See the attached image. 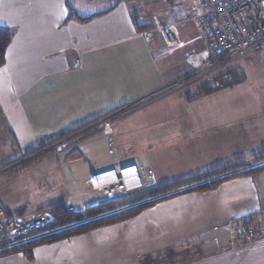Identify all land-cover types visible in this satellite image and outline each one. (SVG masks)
Wrapping results in <instances>:
<instances>
[{"label": "crops", "instance_id": "0c3cea01", "mask_svg": "<svg viewBox=\"0 0 264 264\" xmlns=\"http://www.w3.org/2000/svg\"><path fill=\"white\" fill-rule=\"evenodd\" d=\"M102 1L95 5L97 0H0V25L14 31L0 68V120L1 128L17 140L19 154L109 115L113 118L104 130L100 128V136L106 139V132L113 134L124 162L134 159L136 151L152 152L157 144L185 136L196 139L190 145L195 148L191 158L199 163L194 168L197 175L207 169V163L232 165L236 156H251L264 145V119L245 114L238 118L239 102L215 110L209 101L205 117L191 116L192 106L200 104L197 96L209 94L201 92L196 78L172 93L158 112L114 115L126 104L186 78L193 71L189 54L205 58L206 53L194 24L183 21L197 0H162L166 3L160 23L169 29L174 45L155 27L151 40L145 39L146 28L133 14L137 0H104L103 5ZM92 2L94 6L88 7ZM87 16L91 18L81 19ZM76 58L82 61L80 69L72 66ZM248 107L256 108L255 103ZM224 145L232 146L235 153H222ZM152 156L147 159L155 173L151 184H170L163 176L158 178ZM106 164L89 166L81 175L76 170L71 180L66 171L73 173L72 167L52 168L47 179L62 189L51 202L63 199L75 210L98 203L91 196L96 193L78 183L91 170L111 168ZM79 195L84 199L75 206ZM165 195L127 221L39 246L32 259L22 253L0 256V264H264V237L236 243L224 253L204 255L200 249L205 234L211 250L215 249L209 234L215 224L236 223L249 216L264 220V169L223 180L210 190L181 188ZM32 201L11 204L0 197L15 213L47 205Z\"/></svg>", "mask_w": 264, "mask_h": 264}, {"label": "rangeland", "instance_id": "374dc122", "mask_svg": "<svg viewBox=\"0 0 264 264\" xmlns=\"http://www.w3.org/2000/svg\"><path fill=\"white\" fill-rule=\"evenodd\" d=\"M97 1L98 2H96L95 5H99L100 0ZM137 1L138 4L136 5L135 17L142 25V27L146 28L144 29V31L151 30L154 27L160 29L161 31L162 27H166L161 25L160 21L163 20L162 19L163 17L162 13L164 12L163 6L169 0H166V2L161 0L162 1L161 4H160L161 2L160 0H137ZM93 3L94 2L87 4V6L93 7L94 6ZM103 3L105 4L104 0L102 1V5ZM192 6L190 7L188 13L185 15L183 21H186V18L189 12L191 11ZM194 26L198 32L196 25ZM227 69L229 71V73L227 72V75H229L227 81L230 82V84L222 86L221 88L213 92H210L205 96L204 95L197 96L196 99L200 104H195L194 106H192L193 115L191 116L199 117V118L205 117L206 111H208L210 108L204 106H206V103L209 101H210V106L213 105L216 106L215 110H218L219 106L224 103H226L224 104L225 106L227 105V103L228 105H230L229 103L232 104V102H236V103L239 102L240 104L238 105L240 106H238V108L236 109V114H238V118L243 117L244 116L243 114H245L246 117L249 118L264 119V51H253L242 57L233 58L232 60L211 70L209 73L207 72V75L205 76H200V74H195V72L192 71L191 73H189V75L186 78L183 77L182 79H179L172 83L182 81L183 79H187V78L192 80L195 77L196 83H201L204 81V79L206 80L210 78V82H212L213 85L217 86L218 85L217 81L213 80L214 75L222 70L226 71ZM190 80H188L187 82H189ZM179 90L180 89L168 92L164 94L162 97L158 98L157 100H154L151 103H147L146 105L139 107L138 109L124 115L134 116L148 110H152L151 113L158 112L159 107L163 105L164 101H168L169 99H171L172 95L177 93ZM253 103H255V107L258 105L259 106L254 109L253 107L252 108L248 107L249 104H253ZM189 111H190L189 109L183 110V112H189ZM157 117L159 118V116ZM99 121L100 120H97L96 122L91 124L88 123L89 126L65 138L68 139V141L66 143H63L59 147L60 149L59 152L56 149L50 151L48 150L52 145L58 143L56 142L44 149H41L37 153L27 157L24 155L26 153L24 152L25 150L21 151L24 153L19 154L20 149L18 147L17 140L16 139L13 140L10 137V135L7 133V130L5 128H1L3 125H2V120H0V128H1L0 129V191H1L0 197L2 199L8 200L9 202H11V204H14L15 202H22L24 199H33V201H41L42 203H47L46 206H48L49 204L52 203L51 200L54 198V196L56 195L58 196V194L61 192L62 189L60 185H57L58 183L50 182L47 179L48 173L53 170L52 168L58 167L60 171V169L71 170L72 167L73 173L66 171L67 180H71L72 175L77 176L76 170L79 171L80 172L79 175H81V172H83V170H87L89 166L97 167V164H101L104 162H107V164L112 167L114 163L112 156H110L108 152L109 150H108L107 139L100 136L101 129L104 130L105 127L100 129V127L96 126V124ZM107 133L108 132H106V134ZM195 140L196 139L181 136L179 137V139H174L169 144L164 142H162L160 145L157 144L154 148H152L153 149L152 152H149L150 149L144 148L142 151H136V157L134 159H131L132 161L131 160L125 161L123 165L125 166L140 161L142 164L144 163L143 164L144 166L148 167L149 165L147 159L149 158V154H153L152 157L154 159V163H156L157 166L156 170L158 173V178L161 175L163 176L162 178L167 179V181L165 182L173 183V182H177L176 180L183 179V177L186 178L189 176L192 177L194 176V174L196 175L197 170H194V168L199 164L197 162H194L193 159L191 158V156H193L194 154L195 148L193 145L190 144L192 141ZM222 150H225L222 153H226L227 151L231 152L230 154L235 153L232 152L233 150L232 146L228 148L227 145H224L222 146ZM117 151H118V147H117ZM41 152L43 153L41 154ZM118 154L121 158L119 151ZM216 158L219 157H215L214 159ZM245 160L247 161V163L249 162L248 167L249 165L250 167L258 165L257 163L254 164L256 160L254 159V157H251L250 155L245 157ZM207 165L208 168L210 166V163H207ZM97 169L98 171L100 170L99 168ZM242 169L243 167L241 168V170ZM236 171L237 170H235V172ZM227 173L230 174V172ZM88 175L89 172L85 177H83V181L80 180L79 183L77 182L78 185H80L81 189L87 190L88 189L87 187H89L90 189L89 183L86 182ZM37 181H39L40 183H37ZM158 184H162V183H158ZM191 185L193 184L185 185V186L182 185L181 187L172 189L168 193L170 192L173 193V191H177L178 189L186 188ZM152 186L154 185L149 184L145 189H149ZM73 191H75V189H72V192ZM78 192H82V191H78ZM91 192L97 194V195L92 194L91 196L92 198H94L96 201L99 202L100 200H106L108 198H111V197H107L105 193L103 195L94 191ZM165 194L167 193L156 195L154 196V198L163 197ZM75 199H76L75 206H79V203L81 200L84 199V196L79 195ZM0 204L4 208L9 210V212L15 213L14 210H12L13 207L11 205L10 206L6 205L8 204L7 202L6 204H2L0 202ZM46 206H43L42 208H45ZM42 208H34L33 210L25 211V213L23 214L21 213H16V214L31 216L39 212L47 211V210H41ZM68 208L71 211L75 210V208L71 205H68ZM48 212H50L53 215V219H54V214L50 210H48ZM217 225L221 228L223 224H215L211 227L210 230L213 231ZM15 239L14 240L6 239L5 243L11 244L15 242ZM5 243L2 242L0 246L5 247L4 245ZM200 249L204 255L206 254L210 255V252H215L211 250L212 248H210V237H208L206 234L203 235V237H200ZM1 250L3 249H0V252Z\"/></svg>", "mask_w": 264, "mask_h": 264}, {"label": "built area", "instance_id": "2783aa9c", "mask_svg": "<svg viewBox=\"0 0 264 264\" xmlns=\"http://www.w3.org/2000/svg\"><path fill=\"white\" fill-rule=\"evenodd\" d=\"M186 21H191L196 25L204 44L205 58L198 53H190L188 56L193 71L200 76L207 75V72L233 58L242 57L253 51H264V0H198L192 6ZM161 32L166 42L174 45L168 28L162 27ZM143 35L147 41H150L153 37V30L144 31ZM81 67V59L76 58L73 61V68ZM188 80L190 79L172 83L148 97L128 103L114 115L128 114L168 92L181 89ZM112 118V115L103 117L99 119L96 126L107 127ZM105 136L108 142V152L114 164L110 169L102 172L94 170L89 172L86 182L89 183L91 191L114 197L119 193L143 190L151 184L155 176L154 170L139 162L124 166L113 134L108 131ZM63 140L52 145L48 150L56 149L59 152V147L68 141V139ZM52 219L53 215L48 211L24 216L9 212L0 204V245L2 242L5 243L6 239L14 240L31 233ZM209 234L215 245L213 251L224 253L232 249L236 243H249L264 237V220L255 219L248 227L237 225V221L236 223L230 221L224 223L221 228L217 225ZM4 245L5 247L0 246V249L9 247L13 243Z\"/></svg>", "mask_w": 264, "mask_h": 264}, {"label": "trees", "instance_id": "16d2710c", "mask_svg": "<svg viewBox=\"0 0 264 264\" xmlns=\"http://www.w3.org/2000/svg\"><path fill=\"white\" fill-rule=\"evenodd\" d=\"M135 12L136 10L133 11L134 17ZM90 18V16L81 17L84 21ZM13 38V29L0 25V68L5 64L6 52ZM227 72L229 73L228 69L226 71L222 70L214 75L213 80L217 81V86L213 85L212 82H210V79H204L203 82L199 83L201 92L210 93L222 86L230 84V82L227 81L229 77ZM87 126H89V124H84L70 131L61 133L55 138L49 139L36 148L26 152L24 155L27 157L33 155L41 149L67 138ZM251 157H254L256 160L255 162H257L258 165L253 167H250L249 165L248 167L249 162L247 163L245 156L238 155L236 156L237 162L232 165H226L222 161H218L189 179L179 180L162 186H152L149 189H143L131 193H119L117 196L89 205L81 210H69L67 202L63 199L54 201L41 209L47 211L50 210L54 214V219L44 226L32 231L28 235L16 238L13 245L1 250L0 256L10 253H22L32 259L35 249L39 246L82 235L100 227L127 221L139 215L145 209L161 199L168 197L164 195L163 197L154 198L156 195L168 193L172 189L190 184L193 185L186 187V191L210 190L216 188L223 180L237 175H251L263 170L264 145L254 152ZM242 167L243 169L241 170ZM235 170L237 171L235 172ZM227 172H230V174ZM255 219L256 216H249L238 221L237 225L248 227L255 221Z\"/></svg>", "mask_w": 264, "mask_h": 264}]
</instances>
